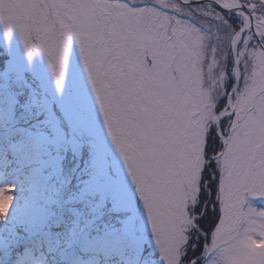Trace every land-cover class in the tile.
<instances>
[{"label":"snow or ice","instance_id":"6c2138e0","mask_svg":"<svg viewBox=\"0 0 264 264\" xmlns=\"http://www.w3.org/2000/svg\"><path fill=\"white\" fill-rule=\"evenodd\" d=\"M13 30L0 264H264V0H0Z\"/></svg>","mask_w":264,"mask_h":264},{"label":"rangeland","instance_id":"374dc122","mask_svg":"<svg viewBox=\"0 0 264 264\" xmlns=\"http://www.w3.org/2000/svg\"><path fill=\"white\" fill-rule=\"evenodd\" d=\"M0 48L7 59L10 57L19 58L20 60L25 59L21 38L15 30H13L7 43L3 40L2 32H0ZM33 64L38 71L46 69V61L39 53H34ZM248 202L257 209H264V198H249Z\"/></svg>","mask_w":264,"mask_h":264},{"label":"trees","instance_id":"16d2710c","mask_svg":"<svg viewBox=\"0 0 264 264\" xmlns=\"http://www.w3.org/2000/svg\"><path fill=\"white\" fill-rule=\"evenodd\" d=\"M7 60L6 55L3 54L2 49L0 48V63H2L3 61Z\"/></svg>","mask_w":264,"mask_h":264}]
</instances>
